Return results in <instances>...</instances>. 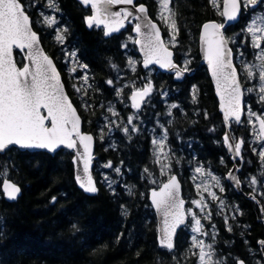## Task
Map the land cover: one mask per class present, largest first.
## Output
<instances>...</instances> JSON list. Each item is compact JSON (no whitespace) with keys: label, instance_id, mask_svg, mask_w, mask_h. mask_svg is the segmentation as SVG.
Returning a JSON list of instances; mask_svg holds the SVG:
<instances>
[{"label":"trees","instance_id":"obj_1","mask_svg":"<svg viewBox=\"0 0 264 264\" xmlns=\"http://www.w3.org/2000/svg\"><path fill=\"white\" fill-rule=\"evenodd\" d=\"M20 1L31 16L46 51L62 73L67 91L83 118L84 130L96 137L94 175L99 193L88 196L77 187L73 153L68 150L51 155L44 151L22 152L11 148L0 154V264H197L198 256L194 254L186 229L180 230L175 251L158 246L157 218L149 201L150 189L158 186L149 180V171L157 170L152 138L161 126L167 127L175 149L184 147L178 166L185 174L196 154L198 163L212 167L223 177L233 166L223 145L225 125L219 103L208 70L201 65L198 46L200 29L205 22L224 21L221 9L211 0L171 1L179 29L178 45L172 48L175 61L184 67V57L188 55L187 69L195 71L183 81H177L173 73H162L153 67L151 83L157 92L169 90L171 101H179L182 111L174 110V117L169 121L164 116L163 101L156 99L153 101L155 107L145 105L140 111L136 131L125 133L122 121L120 127L115 128L113 143L109 141L106 145L99 137L109 133L108 129L105 134L99 130L104 122L101 114L104 104L115 100L113 92L121 75L132 77L120 70L127 64L125 52L128 48L124 38L127 34L135 36V22L128 24L121 33L106 37L103 28L87 27L91 7L77 0ZM48 2L57 6L67 44L90 67L92 87L83 96L89 101L86 107L67 78L61 61L62 46L55 41L54 29L37 13V9ZM27 4L32 5V9H28ZM137 4H145L152 19L159 22L158 0H137ZM246 21L244 10L241 22L230 27L227 35L241 33L239 38L244 40L245 37L244 44L248 47L249 36H243L240 31ZM161 28L167 37L166 29ZM16 54L19 65H23V58ZM237 66L239 68L238 63ZM146 72L141 65L134 76L139 78ZM193 88L196 89L195 100ZM248 100L256 109L258 106L264 109V104L256 102L252 96ZM127 116L128 109L123 110L122 117L127 119ZM232 133L236 142L243 141L242 158L238 163L244 192L238 193L224 178L223 198L227 209L213 216L215 241H212L225 264H237V260L244 264H263L264 200L257 194V201L252 198L251 201L249 194L254 190L244 180L254 177L261 182V160L259 152L250 145L247 118L241 124L233 123ZM178 136L183 137L182 146L177 144ZM109 164L111 167L107 166ZM116 168L120 169L119 173ZM178 176L187 194L186 178ZM6 178L23 189L15 203L7 202L2 193L1 185ZM229 227L232 231H228Z\"/></svg>","mask_w":264,"mask_h":264},{"label":"snow or ice","instance_id":"obj_2","mask_svg":"<svg viewBox=\"0 0 264 264\" xmlns=\"http://www.w3.org/2000/svg\"><path fill=\"white\" fill-rule=\"evenodd\" d=\"M211 2L214 6H218L217 0H211ZM81 3L86 6L90 5L94 13L87 19L88 26L102 25L105 29V36L118 32L124 27L125 20L133 16V13L127 9L112 12L111 7L133 5L134 0H81ZM170 3L171 0H159L160 19L169 29L170 43L175 46L179 29L175 19L176 13L172 10ZM244 3L245 6H255L258 0H244ZM49 7H56V5L50 3ZM135 11L140 14L136 19L146 18L147 9L144 5L135 7ZM239 11L240 0H223V11L220 14L226 20L235 21ZM45 23L51 26L55 23V18H46ZM143 27L148 29L146 34L142 32L140 24H136L135 31L137 35L143 37L136 43L141 45V50L144 53V67L148 68L151 64H158L161 68L174 71L176 78L180 79L183 72L188 70V62L183 68L173 63L172 53L161 38L157 24L148 21ZM223 28V24H204L201 41L205 59L216 81L224 120L225 122L234 120L240 124L242 122L244 90L232 63V50L227 47L229 40L221 31ZM247 32L251 36L252 47L261 49V42L264 41V28L257 27L253 23L247 28ZM63 39V35L57 36L59 42H63ZM39 43L37 34L30 26V18L19 0H0V152L9 149L10 146L24 149H47L48 151H55L60 146L74 149L79 143L84 149L82 163L83 172L87 178L85 180L78 175L77 181L85 192L96 193L97 188L89 173L93 138L81 133V121L77 110L64 91V85L56 66L52 59L44 54ZM14 49L21 51L27 49L26 56L30 64L25 65L22 69L18 68L13 58ZM257 59L260 63L255 66H246L245 72L249 79L258 76V91L261 101L264 102V50L259 52ZM129 65L135 71L132 61H129ZM81 67L86 68L87 66L82 65ZM254 67L258 69V72H254ZM72 71L75 72L76 69L73 68ZM87 79L85 76V83H87ZM108 84L111 85L112 81L109 80ZM152 90V84L148 82L142 89L133 92L132 107L139 111L141 103L151 94ZM76 91L79 92L80 89L77 88ZM247 91L252 92L253 89L249 88ZM195 93L196 89L193 88V100L196 98ZM171 107L176 108L177 106L173 104ZM255 119L259 122L258 139L264 138V117L256 116ZM128 123H133V117L128 118ZM132 130L136 131L137 129L133 127ZM123 131L128 133L129 129L124 128ZM166 139L167 133L165 132L160 140L152 141L159 149L157 162H159V154L163 153ZM224 143L228 146L229 151L234 153V156L241 155L242 140L235 142V137L226 133ZM77 155L80 156L81 153L77 152ZM259 157L264 162V150L259 152ZM107 166L111 167V164ZM115 171L119 173L120 169L116 168ZM196 172L203 175V170L199 167L196 168ZM162 174L164 173L162 172ZM209 175L211 174L209 173ZM228 177L235 179L232 172L228 173ZM105 179L107 180V177ZM212 179L219 187L220 180L215 176H212ZM236 182L239 183L238 180ZM111 183L109 181V186ZM251 183L256 184L257 180L253 178ZM204 190L207 191V186ZM220 190L223 191V187ZM3 191L8 199L15 200L20 193V188L5 180ZM179 194L180 184L175 176H171L159 191H153L151 194L152 204L163 216L160 244L168 250L174 248L173 237L177 228L185 223L184 201L179 198ZM208 194L213 200L218 199L215 193L209 192ZM193 203L201 211L207 207L202 200L193 201ZM204 219L210 220L211 213H208ZM192 221L194 222L192 227L194 233L203 236L209 235L204 231L201 220L195 214H192ZM228 231H232L231 227ZM212 239L215 241V234ZM261 243L264 244V241ZM192 247L198 249L199 264H225V260L216 255L214 243H205L204 240L193 236ZM237 264H244V262L237 260Z\"/></svg>","mask_w":264,"mask_h":264},{"label":"rangeland","instance_id":"obj_3","mask_svg":"<svg viewBox=\"0 0 264 264\" xmlns=\"http://www.w3.org/2000/svg\"><path fill=\"white\" fill-rule=\"evenodd\" d=\"M50 3L52 2H48V4H45L44 7L38 8L37 13L39 14V16H41V19L43 22H45L46 18H55V23L51 25L50 27L54 29L55 41H58L57 40L58 35H63L64 37L63 42L58 41V44L62 46L61 50H62L63 56H62L61 61H62L64 70H65V73L71 83V87L75 95L79 97V99L83 102V106L86 107V104L88 101L84 99L83 96L85 95L86 91L90 90V87H92V84H91L92 75L90 72L91 71L90 67L79 57L75 49L67 44L65 29L63 28V26L59 24L60 22L57 16V6L49 7ZM242 4L245 10L247 21L244 27L240 29V31L242 32L243 36L245 35L249 36V42H250L249 46L246 47L244 44L245 37H244V40H240L239 36L241 33H237L234 35H229V34L227 35V30L229 28L226 29V37L229 40V43L235 52L236 65L237 63L239 64L238 70L240 72L242 84H243L245 94H246L247 101H246L245 118H247V124L250 127V133H251V136L249 138L250 145L251 147L253 146L254 150H256L257 152H260L264 150V140L262 138L258 139L259 127H258V121L255 119V117L256 116L264 117V109L262 110L258 109V108H261V106H258L256 109L252 104L248 102V99L249 97L252 96L256 100V102L263 103V104L264 102L261 101L260 93L258 91L259 89L258 76L252 79H249L245 72V67L258 65L260 61L257 59V56L261 50H264V41L261 42V49H255L252 47L251 36L247 32V28L251 26L253 23H255L257 27L264 28V19H262L264 18V0H258L257 5L255 6H252V5L245 6L244 0H242ZM217 5L221 9V12H222L223 0H217ZM26 6L28 9H32V5L27 4ZM170 6H171V3H170ZM157 17L159 20V24H161V26L164 27L167 31L168 36L165 37L166 44L171 48L176 47L178 45V35L176 37L175 46H172V44L170 43L171 37L169 34V29L165 26L164 22L160 19L159 5H158V10H157ZM220 23L224 24V21ZM124 40H125L124 43L126 45L125 47L128 48L127 52H125L127 64L123 70H120V72L126 71L132 77L128 79L126 74L121 75V77L118 80L119 82H118L117 89L114 90L113 92V96L115 98V100H113L114 102L109 101L107 103L108 106L107 104H104L105 110L103 114H101V118L104 120V122L102 123V126L99 130L105 134L106 129H108L109 133L107 136L105 134L103 136L99 135V137L101 138V141L104 142V144L106 145L110 144L109 141L113 143L115 139L113 138L114 137L113 134L116 130L115 128L120 127V125L122 124V121L124 122L125 128L129 129L128 133L132 132L133 127L137 128L136 122L140 121L141 113L140 111H137L136 109L132 107L130 103V96L132 92L142 89V87H144L145 84H147L148 82H151V74L155 72V70H153L154 68H150L147 70L146 75H143L142 77H139V78H136V76H134L135 74H137V71L142 63V58L138 55V50L135 44L136 36L127 34ZM132 45H134L136 49H133V47L130 48ZM20 56L22 57L21 54L19 55V57ZM189 60L190 59L188 55H185L184 62L186 63ZM129 61H132L134 63L135 71L132 70V67L129 65ZM82 65H86L87 67L86 68L81 67ZM73 68L76 69L75 72L72 71ZM253 70L254 72H258V69H256L255 67L253 68ZM85 76H87L88 78L87 83H85L84 81ZM77 88L80 89L79 92L76 91ZM249 88L253 89V91L248 92L247 89ZM152 89L153 90L151 92L150 98L146 105L155 107V104L153 105V101H155L156 99L162 100L163 105L165 107L164 116L169 121L174 117V113H175L174 110H179L180 112L182 111V106L180 105L179 101L178 102L171 101L172 94L169 90L157 92L156 90H154L153 85H152ZM126 94L127 96H125ZM173 104H175L177 107L172 108L171 105ZM127 109H128V116H127V119H124L122 117V111L123 110L126 111ZM114 112L116 113L115 115L113 114ZM169 112H171V115H169ZM250 113L252 114L251 116H250ZM129 117H133L132 124L128 123ZM165 132L167 133V139L164 141L165 146L163 148V153H166L167 155L160 153L159 162H157V155L159 153V149L153 144L154 148L152 149V151L155 155V162H156L157 170L149 171V180L152 185H156V186L158 185L156 188H159L173 174L178 173V174L185 176L187 185L189 186L188 193L184 194V198L187 201V212L189 215V222H188V226H186L187 228L185 227L184 229H186L188 233V238L190 239L191 247L193 244V236H197V239L204 240L205 243H214L212 241V236L215 231L213 228V225H214L213 216H217V214L222 211L226 212V209H227L225 200L223 198V194L226 192L225 184H224L225 176L223 177L219 172L213 170L212 167L210 168L206 164L198 163L197 154H196V157L194 156V159H193L194 163H192L189 166L188 174H185L184 170H182V167L178 166L179 162H181V158L184 153V147L182 146L183 137L182 136L177 137V144L179 146L180 145L182 146L181 150L178 147L177 149H175L173 144L171 142L169 143V137L171 140L169 130L167 129L166 126L165 127L161 126V130L158 133H155L153 135L152 141L160 140ZM189 142L192 146L193 141L190 140ZM197 167L203 170V175L196 172ZM162 172L164 174H162ZM209 173L211 175H209ZM261 173H262L261 182L257 178H255L257 180V183L252 184L251 180L254 177L244 178V180L246 181L247 185L254 190L255 195L258 194L257 196H260L263 201L264 200V162L262 161H261ZM212 176H215L220 180L219 187L216 186L215 182L212 179ZM205 186H207V191L204 190ZM221 187H223L224 189L223 191L220 190ZM209 192L215 193L218 199L213 200L212 197L208 194ZM201 200L203 201L204 204L207 205V207L204 208L203 211H201L200 208H197L196 205L193 203V201H201ZM213 209H216V210L213 211ZM208 213H211L212 219L210 220L204 219V217ZM192 214H195L196 217L201 220V224L203 225L204 231H206L209 235L207 236L197 235L196 233L192 231V227L194 223L192 221ZM207 221H210L208 225L206 224ZM192 249L194 251L195 256L196 254L198 256V249L193 248V247ZM215 252H216V255L219 256L217 254L216 249H215ZM197 264H199V261H197Z\"/></svg>","mask_w":264,"mask_h":264},{"label":"water","instance_id":"obj_4","mask_svg":"<svg viewBox=\"0 0 264 264\" xmlns=\"http://www.w3.org/2000/svg\"><path fill=\"white\" fill-rule=\"evenodd\" d=\"M77 1H78L79 3H81V0H77ZM19 2L22 4V6L24 7V10H25V13H26V14L29 16V18H30V26H31L32 30L37 34V36H38V38H39V41H40V43H39V47L43 50L44 54H46L50 59H52L54 65L56 66V69H57V71H58V73H59V75H60L61 82H62V84L64 85V91H65V93L67 94L69 100L72 102L73 107L77 110V115L80 117V121H81V123H80V131H81V133H82L83 135H89V136H91V137L93 138V139H92V144H91L92 161H91V164H90L89 173H90V175L92 176V179H93V181H94V183H95V186H96V188H97V192H96V193H88V192H85V191L80 187V184H79V182L77 181V176H78V175H79L81 178L85 179V180H86V178H87V177L85 176L84 172H83V163H82V161H83V153H84V149H83V147H82L81 145H79V143L77 144V147L74 148V149H69V148H66V147H64V146H60V147L57 148L55 151H48L47 149H24V148H20V147H18V146H10L9 149H11V148H16V149H18V150H20V151H22V152H26V151H28V152H41V151H44V152H47V153H49V154H51V155H55V154H56L58 151H60V150H68V151L72 152V153H73L72 163H73V167H74V179H75V182H76L77 187H78L80 190H82V191H83L86 195H88V196H95V195H98V193H99V187H98L97 181H96V179H95V175H94V160H95V158H96V155H95V152H96V137H95V135H94L93 133H91V132H87V131L84 130V122H83V118H82V116L80 115L79 110L77 109L76 105H75L74 102L72 101V98L70 97V95H69V93H68V91H67L66 85H65L64 80H63L62 73L60 72V70H59V68H58V66H57V64H56V62H55V60H54V58H53L52 56H50L49 53L46 51V49H45V47H44V45H43V43H42V41H41V36H40V34L34 29V27H33V22H32V18H31V16L28 14V12L26 11V8H25L24 4H23L20 0H19ZM81 4H82L83 6H85V7H90V5L86 6V5L83 4V3H81ZM139 5H144L145 8L147 9L146 18L136 19V17H137V16H140V14L137 13V12L135 11V7H137V6H139ZM124 9H127L128 11H131V12L133 13V16H132V17H129L128 20H125V22H124V27L121 28L118 32L111 33L110 35H107L106 37H112V36H114V35H116V34L121 33L123 30H125V29L127 28L128 24H132V23H134V22H135V26H136V24H140V25H141V30H142V32L146 34V33L148 32V29L145 28V27H143V25H144L145 23H147L148 21H151L152 23L157 24L158 28L160 29L161 38L164 40V42H165V44H166V40H165V37H164V33H163V30H162L160 24H159L157 21H155L154 19H152V17L150 16V13H149L148 7H147L145 4H137V0H134V4H133V5H114V6L111 7V11H112V12L123 11ZM91 10H92V9H91ZM222 11H223V5H222ZM93 14H94V13H93V11H92V15H93ZM242 15H243V5H242V0H240V11H239V14H238V18H237L235 21H228V20H226L225 17H223V18H224V24H223V25H224V28H223L221 31L223 32V34H224L225 37H226V29H228V28H230V27H233V26L239 24V23L241 22V20H242ZM209 23L221 24L219 21H216V20H213V21H207V22L204 23V24H209ZM204 24H203V25H204ZM86 25H87L88 28H91V27L88 26L87 21H86ZM203 25H202V27H201V29H200V34H199V51H200L201 65H203V66H205V67L207 68L208 73H209V76H210V79H211V81H212V84H213V87H214V92H215V95H216L217 100H218V103H219V111H220V113H221V115H222L223 123H224V125H225V134L228 133L230 136L234 137V136H233V133H232V124H233V123H236V122H235L234 120H230L229 122H225V120H224V113L221 111V101H220V97H219L218 94H217L216 81L214 80V78H213V76H212L211 70H210L209 65H208V63H207V60L205 59L204 50H203V43H202V41H201V36L203 35ZM135 26H134L133 31H134V34L136 35V41H137V40H142L143 37L137 35V33H136V31H135ZM96 27H98V28H103L102 25H101V26H96ZM104 30H105V29H104ZM226 38H227V37H226ZM135 44H136L137 49H138V54H139V55L141 56V58H142V64H141V65H142L143 69H145V70H148V69H150V68H152V67H156V68H158L162 73H173V74H174V78H175V80H177V81H183V80L186 78V76H187L188 74H192V73L195 71V70H190V71L187 70V71H184L182 77H181L180 79H177L174 71H172V70H168V69H165V68H161L158 64H151V65H149L148 68H145L144 65H143L144 53H143V51L141 50V45H140V44H137L136 42H135ZM166 46L168 47V50L172 53V61H173V63H175L178 67L183 68L180 64L176 63V61H175V52H174V50H173L172 48H170L167 44H166ZM227 47H228L229 49L232 50V63H233V66L236 68V71H237V77H238V79H239L240 82H241L242 89L244 90V87H243V84H242V80H241V76H240V72H239V70H238V67H237V65H236V61H235V52H234L233 48L231 47L230 43H228ZM16 53H20V54L22 55V57H23V61H24V62H23V65H19V63H18V61H17ZM26 53H27V49H25V50H23V51H21L20 49H14V50H13V58H14V61H15V63H16V65H17L18 68H21V69H22L25 65H29V64H30V61L27 59ZM134 92H135V91H134ZM132 94H133V92H132ZM132 94H131V96H130V102H131V104H132V99H131ZM148 98H149V96L146 97V98H145V101L141 103V105H140V110L143 108L144 104L148 101ZM242 108H243V112H242V116H241V121L243 122V120H244V118H245V111H246V94H245V90H244V92H243V97H242ZM136 110H137V109H136ZM242 122H241V123H242ZM241 123H240V124H241ZM236 124H237V123H236ZM258 127H259V122H258ZM225 134H224V135H225ZM224 135H223V145H224L225 150L227 151L228 155H229V156L232 158V160H233V166H232V167L228 170V172L225 174V179H226V181H227V182H228V183H229V184H230L235 190H237L238 193L241 194V193H243V187H242L243 184H242L241 179H240L241 166H239V163H238V162H239V161L241 160V158H242V152H241V155H240V156H238V157H237V156H234V153L231 152V151H229L228 146L224 143ZM262 139L264 140V138H262ZM235 142H236V140H235ZM9 149H7V150H9ZM7 150H5L4 152H0V154H4ZM77 152L81 153V155L78 156V155H77ZM229 172H232V173H233V176L235 177V179H231V178L228 177V173H229ZM172 176H175V177L177 178L179 184H180V194H179V198L182 199V200L184 201L183 210L185 211V223L182 224V225H180V226L177 228V230H176V233H175V235H174V237H173L174 248H173L172 250H168L167 248L162 247L161 244H160V239H161V228L163 227V216H162L161 213H158V212H157L155 206L152 204V196H151V194H152L153 191H159V189L162 187V185H163L164 183H166L168 180H167L166 182H164L159 188H152V189H150V191H149V201H150V203H151V205H152V208H153V210H154V212H155V215H156V218H157V224H158V233H157V242H158V246H159L160 248H162V249H166V250H168V251H170V252H173V251L176 250V239H177V237H178V234H179L180 230L183 229V228H185V227L187 226L188 222H189V215H188V212H187V201H186V199L184 198V193H183V184H182V182H181V180H180L178 174H173ZM5 180L9 181L10 183H12V184H14L15 186H17V187L20 188V193L18 194V196H17V198H16L15 200H10V199H8L7 195L4 193V191H3V183H4ZM5 180L3 181L2 185H1V190H2V193H3V195H4V198H5V200H6L7 202H9V203H15V202H17V201L20 199V197L22 196L23 189H22V187H21L19 184L15 183V182L12 181L11 179L6 178ZM237 180L239 181V183L236 182ZM249 197L252 198V199H255V200L257 201V199H256V197H255V195H254L253 193L249 194ZM262 260H263V264H264V251H262Z\"/></svg>","mask_w":264,"mask_h":264},{"label":"bare ground","instance_id":"obj_5","mask_svg":"<svg viewBox=\"0 0 264 264\" xmlns=\"http://www.w3.org/2000/svg\"><path fill=\"white\" fill-rule=\"evenodd\" d=\"M206 23V22H205ZM199 44V43H198ZM199 46V45H198ZM246 51V50H245ZM190 70V69H189ZM252 100V99H251ZM259 100V99H258ZM85 101V100H84ZM111 101V100H110ZM249 101V100H248ZM81 102V101H80ZM86 102V101H85ZM89 102V101H88ZM82 103V102H81ZM107 103V102H106ZM85 104V103H84ZM108 106V104H107ZM85 107V106H84ZM260 112V111H259ZM98 182V181H97ZM237 191V190H236ZM244 192V191H243ZM252 193V192H251ZM247 197V196H246ZM257 197V196H256ZM191 199V198H190ZM227 199V198H226ZM251 199V198H250ZM259 200V199H258ZM252 201V199H251ZM212 219V218H211ZM188 226V225H187ZM205 227V226H204ZM187 228V227H186ZM215 230V229H214ZM215 232V231H214ZM180 233V232H179ZM184 233V232H183ZM213 233V232H212ZM185 237V236H184Z\"/></svg>","mask_w":264,"mask_h":264},{"label":"flooded vegetation","instance_id":"obj_6","mask_svg":"<svg viewBox=\"0 0 264 264\" xmlns=\"http://www.w3.org/2000/svg\"><path fill=\"white\" fill-rule=\"evenodd\" d=\"M171 142V140H170V137H169V143Z\"/></svg>","mask_w":264,"mask_h":264}]
</instances>
